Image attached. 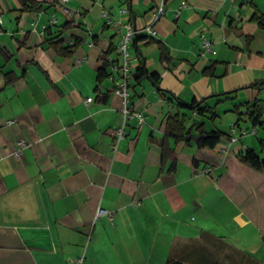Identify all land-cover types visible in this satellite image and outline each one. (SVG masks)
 Masks as SVG:
<instances>
[{"label": "crops", "instance_id": "obj_1", "mask_svg": "<svg viewBox=\"0 0 264 264\" xmlns=\"http://www.w3.org/2000/svg\"><path fill=\"white\" fill-rule=\"evenodd\" d=\"M32 1L38 12H22L18 0H0V264L250 259L238 241L264 239V172L238 155L243 147L264 155L258 143L264 126L254 129L242 117L236 127L255 132L256 140L241 137L213 150L170 139L174 171L170 162L161 164L159 142L169 114L185 115L186 128L204 124L208 132L228 134L236 123L228 117L226 128L212 123L208 129L205 116L179 110L175 97L186 104L208 99L214 106L225 99L214 95L238 90L217 106V118L258 99L264 121V92L245 89L264 81V30L250 21L255 9L264 15V0H72L73 20L55 0ZM162 2L164 15L154 21ZM103 11L139 31L129 49V106L145 115V123L127 121L116 150L115 132L123 125V102L114 91L123 62L116 46L123 28L106 24ZM52 16L56 25L40 35ZM146 26L154 37L142 32ZM201 35L212 41L215 55L201 52ZM58 40L69 55L48 43ZM159 44L170 63L160 61ZM213 63L215 75L204 76ZM142 64L159 74L161 90L147 79L133 80ZM100 69L106 77L98 82ZM98 93L107 95L105 103ZM7 121L14 123L7 127ZM18 140L28 146L15 159ZM206 168L210 175L203 174ZM98 206L114 213L112 223L95 220Z\"/></svg>", "mask_w": 264, "mask_h": 264}, {"label": "trees", "instance_id": "obj_2", "mask_svg": "<svg viewBox=\"0 0 264 264\" xmlns=\"http://www.w3.org/2000/svg\"><path fill=\"white\" fill-rule=\"evenodd\" d=\"M18 2L21 4V11L22 12H38L39 7L36 3H34L32 0H18ZM250 21L255 23L260 29L264 30V15L260 14L256 9L254 10L253 15L250 18ZM46 33V32H45ZM49 45L55 49L59 54L61 55H69V51L67 48H63V41H49ZM77 43H75L76 45ZM159 52H160V61L162 63H170L171 58L168 54V51L165 49V47L162 44L158 45ZM114 50L113 47H110L108 53L112 52ZM216 70V63L211 64L207 68H205L202 72L204 76L207 77H213L215 75ZM105 70L100 69L98 73L97 81L101 82L104 78ZM132 78L136 82H140L143 79H147L152 84H154L159 90V81L160 77L157 73H150L142 64L132 75ZM15 79H8V82H14ZM253 89L258 92V94L264 92V81H257L253 84L245 87V89ZM238 90L230 92V93H224L221 95H214L213 97H224V100H218L214 106H210L207 103L208 99H203L201 101L193 100L189 104L183 103L181 100L175 97L176 100V107L179 110L188 111L190 113H195L198 116H210V119L214 121L217 118V106L226 100H232L230 96L233 93H236ZM211 97V98H213ZM98 99L102 102H106L107 95H99L98 93ZM259 100L256 99L253 102H245L242 104H239L235 106L232 110V113L236 115V123L235 126H238V122L241 120L242 117H245L247 121L250 122L252 128L254 129H260L262 126H264V121H262V110L258 106ZM241 106H245V112L242 114L239 111V108ZM186 118L185 115H180L179 113L175 115L169 114L165 120V136L163 139L159 142V146L161 148V164L165 165L167 162H170V171H174L177 166V160L175 155L174 147H171L169 144V140L171 139L173 142V145L179 144V143H185L189 144L192 141L195 143L197 148L199 149H208L213 150L218 145L222 144H229L230 137L228 134H224L219 131H206L204 124H199L197 126H191L190 128H186ZM196 132V137H192V132ZM259 146L264 148V139L259 140ZM241 163L245 164L249 168L255 171L264 172V159L260 158L254 150L246 149L243 152H241L238 155ZM196 162L194 161L193 164ZM264 241V239H262ZM167 264H180L177 261H171Z\"/></svg>", "mask_w": 264, "mask_h": 264}, {"label": "built area", "instance_id": "obj_3", "mask_svg": "<svg viewBox=\"0 0 264 264\" xmlns=\"http://www.w3.org/2000/svg\"><path fill=\"white\" fill-rule=\"evenodd\" d=\"M72 0H55V6L58 8L59 11H61L64 15H66L70 20H73L77 17V12L71 8L68 7L69 2ZM187 4L183 2L181 4V8L186 7ZM122 15L126 13V10L120 11ZM165 12L164 4L163 2L160 4V6L155 10L153 13V19L156 21L159 17L163 16ZM180 10L176 12V17H179ZM102 18L105 20V23L108 25L113 26H120L123 28V31L120 32V38L117 43L116 49L119 52L121 58H122V65L119 68L120 71V79L115 83V89L114 91L121 97L123 102V108H122V114H123V125L122 127L118 128L115 132V139L113 143V149L116 150L117 145L119 141L124 137V127L127 123V121L135 120L136 124L138 126H141L145 123V115L142 112H138L136 110L131 109L129 106V86H128V79L130 74V51L129 49L132 47L134 39L139 34V31H137L134 26L129 22L126 24H122L120 20H114L111 15L107 11H103L101 14ZM3 23L2 17L0 16V24ZM57 23V20L54 16L51 17L49 23L47 26H45L42 31L40 32V35H44L46 30L51 27L55 26ZM142 32L147 33L151 37H154L156 35V32L151 28V26H146ZM200 48L201 52L203 54L208 55H215L216 52L213 49V44L210 39L205 37L204 35L200 36ZM81 63L80 60L76 61V65H79ZM92 99H87L86 103H90ZM14 123V121H7L5 123V126H11ZM255 133V132H253ZM228 135L230 137L229 146L233 144H237L239 139L241 137H244L247 135V131L237 128L235 125H231L229 128ZM28 146V144L24 140H18L16 142L15 150L12 154V156L15 159H20L22 157L23 150ZM246 147L242 148L243 152L246 150ZM222 153L227 154V148H223L221 150ZM210 168L204 169L202 172L205 175H210L211 173ZM137 204V203H136ZM105 217L110 223L114 220V213L111 211H107L100 206L97 207L95 212V220ZM81 260L78 261L79 264H81Z\"/></svg>", "mask_w": 264, "mask_h": 264}, {"label": "rangeland", "instance_id": "obj_4", "mask_svg": "<svg viewBox=\"0 0 264 264\" xmlns=\"http://www.w3.org/2000/svg\"><path fill=\"white\" fill-rule=\"evenodd\" d=\"M228 104H225L224 106H226ZM224 106H220L219 107V110L222 111L224 109ZM228 117H232L234 119H236V115L233 114V113H221V115L216 118L214 121H212L210 119V116L207 115L205 116V118L202 120L203 122L206 123V126L208 129H211V125L212 123H214L213 126L219 128V129H223V128H226V120ZM243 123H241V126ZM244 128V127H242ZM246 136H252L255 140V135L252 133V132H248L247 131V135ZM244 136V137H246ZM259 154V152H258ZM260 157L262 159H264V155H262L261 153L259 154ZM255 239L253 236L249 235L248 237H245L244 239L238 241L240 246L242 247V250L247 254V256L250 258L247 260L245 259V257H243V259L241 258V261H240V256H232L230 257L233 258V260H235V262H231L229 257H221L220 255L217 256V255H214L213 256V259H216L217 261H221V259L223 258H226L229 262V264H264V241H262L261 239ZM210 259V258H209ZM232 260V259H231ZM232 260V261H233ZM250 260L253 262H250ZM186 264H189V263H186Z\"/></svg>", "mask_w": 264, "mask_h": 264}]
</instances>
